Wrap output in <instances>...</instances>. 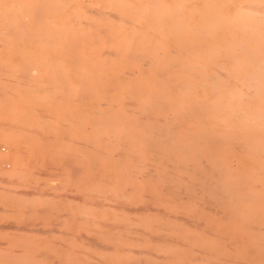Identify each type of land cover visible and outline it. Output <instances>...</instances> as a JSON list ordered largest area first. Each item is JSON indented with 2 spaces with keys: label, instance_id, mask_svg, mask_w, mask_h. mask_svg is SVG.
I'll use <instances>...</instances> for the list:
<instances>
[{
  "label": "bare ground",
  "instance_id": "bare-ground-1",
  "mask_svg": "<svg viewBox=\"0 0 264 264\" xmlns=\"http://www.w3.org/2000/svg\"><path fill=\"white\" fill-rule=\"evenodd\" d=\"M1 47L74 63L94 179L81 207L110 225L93 240L129 237L126 224H264V0H0ZM135 192L148 200L133 206ZM251 241L264 253V230ZM253 250L235 264H264Z\"/></svg>",
  "mask_w": 264,
  "mask_h": 264
},
{
  "label": "rangeland",
  "instance_id": "rangeland-1",
  "mask_svg": "<svg viewBox=\"0 0 264 264\" xmlns=\"http://www.w3.org/2000/svg\"><path fill=\"white\" fill-rule=\"evenodd\" d=\"M5 48H0V264H235L246 249L264 256L251 241L264 224H128L129 230L126 224L129 237L93 240L92 230L102 231L97 219L102 215L81 207L94 179L83 172L74 63L66 51ZM33 95L35 101L28 102ZM23 106L36 109L30 116H37L34 126L20 120ZM147 195L135 192L128 202L138 206ZM82 212L97 218L86 219Z\"/></svg>",
  "mask_w": 264,
  "mask_h": 264
}]
</instances>
